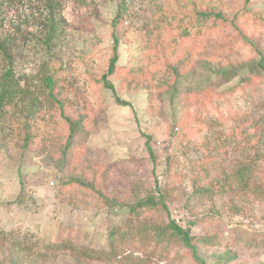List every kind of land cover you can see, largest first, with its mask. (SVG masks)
<instances>
[{
    "label": "rangeland",
    "instance_id": "1",
    "mask_svg": "<svg viewBox=\"0 0 264 264\" xmlns=\"http://www.w3.org/2000/svg\"><path fill=\"white\" fill-rule=\"evenodd\" d=\"M59 1L63 31L52 57L67 69L69 81L89 102L93 121L76 142L63 171L53 164L61 147L57 138L58 152L52 153L53 133L43 135L27 152H22L14 134L7 130L0 134V230L29 233L41 243L69 240L108 257L83 264H196L181 247L172 248L170 254L154 249L150 232L120 241L119 255L110 254L108 233L125 228L128 207L135 200L148 195L159 200L160 186L168 209L144 215L143 226L173 218L191 236L207 240L202 247L207 264H213L211 255L216 252L223 256L218 264H264V198L235 189L224 194L202 192L242 154L231 135L217 148L213 135L218 138L232 128L247 129L264 113V78L257 69H246L219 87L207 82L216 66H241L256 60L257 47L264 49V0H250L242 18L247 40L230 47L226 37L230 32L216 29L211 36L200 37L203 28H198L185 42L184 49L189 48L193 57L188 69L192 88L184 100L172 101L164 72L153 70L143 55L153 38L144 36L140 28L131 33L120 46V64L142 56L137 64L152 73L153 84L148 91L138 78L128 83L126 76L112 77L116 94L126 106L118 105L112 93L95 82L107 67L113 18L122 10L128 23H138L157 6L169 1L175 8L178 5L173 0ZM206 1L222 6L230 16L241 3ZM5 12L8 26L25 35L14 40L16 74L34 75L46 59L39 41L43 31L36 23L42 7L34 0H10ZM137 39L141 47L129 48L127 44ZM242 77H246L244 85H240ZM235 116L229 124L211 127ZM200 123L209 129L197 127ZM48 130L44 126L41 131ZM148 138L153 158L147 151ZM94 175L99 179L97 188L119 205H107L96 193L65 184L71 178L93 180ZM194 189L199 195L193 196ZM4 250L0 244V264H11ZM57 259L48 264H64Z\"/></svg>",
    "mask_w": 264,
    "mask_h": 264
},
{
    "label": "trees",
    "instance_id": "2",
    "mask_svg": "<svg viewBox=\"0 0 264 264\" xmlns=\"http://www.w3.org/2000/svg\"><path fill=\"white\" fill-rule=\"evenodd\" d=\"M34 1L42 7V13L36 23L39 30L43 31V37L39 41L46 59L34 75L21 76L16 74L14 69L12 50L15 45L14 40L25 35L19 28L13 29L8 26L5 9L10 0H0V134L5 130L14 134L20 141L22 152H27L45 137L43 135L49 136L53 133L51 142L53 154L58 152L55 140L61 138L58 159L53 164L58 171H63L71 158L70 153L76 146V142L81 141L80 137L93 121L91 106L82 92L69 81L67 69L52 57L54 43L63 31L60 1ZM173 1L178 5L176 8L169 1L162 6H157L148 19L138 23H128L127 16L122 10H119L113 18L109 29L111 47L107 67L94 80L106 91L112 93L118 105L126 106L128 103L117 96L112 77L126 76L128 83L135 82L138 78L137 82L141 81L148 91L153 84L152 73L144 69L143 65L137 64L142 56L125 66L120 64V46L131 33H136L137 29H142L144 36L153 38V42L150 41L148 44V51L145 53L147 55L143 54L146 58H143L154 65L153 70L164 72L166 78L164 82L168 85L167 91L172 101L184 100L190 96L189 88H192L190 75L192 74L188 76V69L193 56L192 51L184 47L191 35L198 33V28H203L200 37H205V34L211 36L212 31L216 29L230 32L231 34L226 36L230 47L239 40H247L241 21L247 12L250 0H240L241 3L232 16L222 6H215L206 0ZM139 42L140 40L137 39L136 42L127 45L134 49L141 47ZM256 53V60L241 66L233 64L225 68L216 66L207 82L219 87L229 83L249 68L257 69L264 78V49L257 47ZM245 82L246 77H242L240 85H244ZM236 117L219 120L211 127L229 124ZM200 124H197V127L205 126V129H209L207 124ZM44 126L50 127L51 131H41ZM58 131L62 133L59 134ZM230 135L236 140L237 149L242 151L241 158L233 162L225 172L223 168V173L212 180L209 187L202 192L209 193L215 190L217 193L224 194L230 189H235L251 192L259 198H264V113L255 121H251L247 129L232 128L223 136L217 135L218 138L213 135L215 148L221 145L222 141H226ZM149 139L146 141V147L149 156L153 158L154 153L148 146ZM165 164L169 171L170 160L167 159ZM98 180V176L94 175L93 180L71 178L65 184L74 183L75 186L92 191L107 205H119L118 201L110 199L97 188ZM158 193L159 200L153 195H148L135 200L128 207L125 228H113L108 233L110 254L119 255L120 241L132 240L150 232L153 235L154 249L160 250L161 253L170 254L172 248L181 247L186 253L185 257L190 261L196 264H207L206 251L202 250L203 243L207 240L204 237L191 236L190 230L179 225L173 218L169 217L161 224L143 226L141 218L144 215L156 212L160 208L168 209L165 201L161 199L160 186ZM192 194L199 195V191L194 189ZM0 244L5 248L2 251L7 257L5 260L11 264H48L50 259L53 263L58 261L57 258H60L64 264H83L88 260L99 261V259L108 258L69 240L41 243L29 233L20 234L13 230H0ZM211 257L214 258L213 264L221 263L220 259L223 258L217 252Z\"/></svg>",
    "mask_w": 264,
    "mask_h": 264
}]
</instances>
